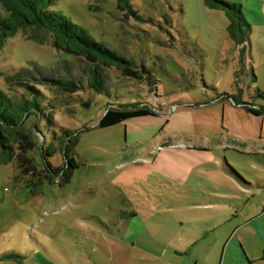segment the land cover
<instances>
[{"label": "rangeland", "instance_id": "rangeland-1", "mask_svg": "<svg viewBox=\"0 0 264 264\" xmlns=\"http://www.w3.org/2000/svg\"><path fill=\"white\" fill-rule=\"evenodd\" d=\"M228 1L251 10L246 43L206 0H51L133 61L127 74L98 68L103 90L90 84L94 63L48 30L4 41L0 89L31 106L23 120L36 144L22 136L0 163V264H221L233 239L264 264V212L242 224L246 195L224 169L264 176V0ZM121 104L157 115L101 127ZM65 131L76 136L67 152ZM66 157L78 165L70 181L42 174Z\"/></svg>", "mask_w": 264, "mask_h": 264}, {"label": "trees", "instance_id": "trees-1", "mask_svg": "<svg viewBox=\"0 0 264 264\" xmlns=\"http://www.w3.org/2000/svg\"><path fill=\"white\" fill-rule=\"evenodd\" d=\"M206 2L212 8L227 11L232 21V34L239 42L246 43L249 40L248 29L250 30L252 25L246 19L241 3L228 0H206ZM0 4L4 6L8 13L7 16L0 15V49L4 41L15 35L20 28L26 30L35 27L53 33L58 47L69 48L71 53L88 58L93 62L94 64L90 66V70H92L90 84L92 86L96 85L98 90L104 89V77L100 71L102 68L116 66L118 69L123 70L124 74L134 71L133 61L119 56L113 50L97 42L86 32L83 26L72 22L63 13L51 10V0H0ZM243 25L247 29L241 27ZM236 26H239L238 30H236ZM56 83L63 88L71 85L75 86V83L71 80L60 79ZM23 84L31 87L26 82H23ZM30 108L29 104L25 106L16 105V102L0 89V163L14 159V149L21 143L22 136L29 138L28 142L31 146L36 144L33 141V133L26 129L23 120L27 115H30ZM154 115H157L156 110L146 104H121L107 108L99 125L109 127L132 118ZM65 135L67 139H64L61 145L67 152L75 143L74 138L76 136H73L69 131H65ZM39 149L44 151L43 148ZM53 149L56 150L54 146ZM20 157H24L23 152ZM18 163L23 165L25 162ZM77 166L75 160L68 157H66V163L63 167H55L47 161L42 174L46 177L53 175L60 177L59 182L65 183L70 181ZM32 167L36 168L34 164H32ZM229 168L237 174L230 165Z\"/></svg>", "mask_w": 264, "mask_h": 264}, {"label": "crops", "instance_id": "crops-1", "mask_svg": "<svg viewBox=\"0 0 264 264\" xmlns=\"http://www.w3.org/2000/svg\"><path fill=\"white\" fill-rule=\"evenodd\" d=\"M242 5H243L244 15H246L245 14L246 12H251V10L248 7H246V5L244 4ZM248 22L250 21L248 20ZM249 152H254V151H249ZM259 152L264 153V151H256V153H259ZM204 162H208V161L204 160ZM203 163L197 162L198 165H202ZM211 163L215 164V162H211ZM258 163H259L258 165L261 167V169H259V172H262L264 175V165L260 162ZM224 164L226 166V167L224 166V169L229 174L231 172L229 171L230 169H228L229 162H224ZM235 169L236 168L234 167V170ZM235 171L237 172V174L230 173L228 176L234 179L235 183L237 184L238 187L235 188V190L241 193H244L246 195L243 206L241 208L238 207L240 210H242V214L245 217L242 224L246 225V224L255 222L256 219L254 218L257 216L258 212L260 213L261 209L264 212V176L254 175L256 181H253L250 178L246 177L244 174H242L238 169H236ZM238 171L240 173H238ZM213 208L214 207H207V208L205 207L204 209L212 210ZM131 231L133 230L131 229ZM231 242H232V245L230 244V246L227 247L225 254L223 255L220 263L221 264H252V261L249 255L247 254L243 244L240 243V241L238 240L235 241L234 239ZM198 263L199 262L197 260L195 264H198Z\"/></svg>", "mask_w": 264, "mask_h": 264}]
</instances>
